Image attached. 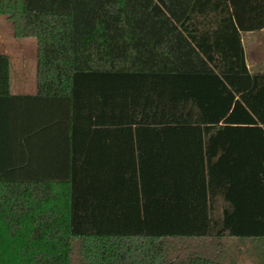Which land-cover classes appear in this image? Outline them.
<instances>
[{"label":"trees","instance_id":"1","mask_svg":"<svg viewBox=\"0 0 264 264\" xmlns=\"http://www.w3.org/2000/svg\"><path fill=\"white\" fill-rule=\"evenodd\" d=\"M0 14L34 39L33 93L8 91L0 53V264H219L169 256L168 238L264 235V73L247 69L239 35L264 25V0H0ZM209 28L202 47L195 34ZM179 75L213 92L188 89L184 118L136 116L144 100L125 83ZM210 107L215 117L198 111ZM114 127L128 178L151 166L152 195L106 214L99 199L76 200L72 178ZM86 137L84 157L72 143ZM174 142L184 195L161 191L162 146ZM137 200L140 212L125 210Z\"/></svg>","mask_w":264,"mask_h":264},{"label":"crops","instance_id":"2","mask_svg":"<svg viewBox=\"0 0 264 264\" xmlns=\"http://www.w3.org/2000/svg\"><path fill=\"white\" fill-rule=\"evenodd\" d=\"M0 17H4V19L8 21L3 14H0ZM204 26L212 28V24H205ZM239 35L247 69L249 71L264 73V25L256 29L239 30ZM213 36L216 35H214V32L211 31L210 28L207 30H197L195 34L197 41L202 47H207L209 42L212 45ZM27 41L31 44V54H33L32 57H34V46H32V41ZM20 47L21 46L18 47V52L23 53L24 49ZM7 50L9 49L5 48V45H3L1 41L0 53L6 54L9 70L10 59L7 55L9 52ZM17 63L20 64L21 69L24 68L25 62L21 54L20 57L17 58ZM17 80L19 84H25V78L18 77ZM206 83L203 81H201L200 84L197 83V81L191 83L190 79L179 75L178 78L160 79L158 82L151 81L147 78H140L131 80L129 83L125 84H128L129 94L136 100L137 105H139L140 101L144 100L143 108L136 112V116L144 115L143 118H150L152 117L150 111L156 109L160 114V118L172 121V119L184 118L187 115V90L191 89L194 84L201 87L203 93L198 92L201 98H208L211 95L213 92L212 87L209 90H203L204 85L209 86V84ZM8 85H11V80ZM10 93L25 94L16 92ZM153 106L155 107L153 108ZM198 111L201 115L209 118L215 117L217 114V111L213 110L211 107ZM144 123L147 124L146 121ZM111 130L114 133V137L110 136V138H105L103 139V143L99 142L100 144L98 146H94L93 148L96 149L91 150L93 151L91 152L92 155L88 158H84L85 154L89 153L88 151L90 150L88 148L93 144L89 142L88 137L81 140V142L72 143L75 149L79 148L82 151V155H84L83 158L86 160V164L84 163L82 168L76 171L72 178L75 198L77 201L85 202L87 200L99 199L101 212H105L106 214L122 212L123 204L128 203L130 194H133L135 197H139L143 193L146 197H151L152 195L150 186L151 178L149 176L152 172L151 166H148L147 162H144V166L142 163V169H140L139 175L135 173V175H132L131 179H129V172L125 173L128 167L123 164L124 160L128 159V156H131L130 152H123L127 151L128 144L125 143L123 146V143L116 136L115 132L118 130L116 127ZM44 142L45 140L43 139L42 133L38 132L34 137V143L36 146L40 147ZM149 148L150 146L148 143L142 146V150L144 151H148ZM181 148H184V144L177 142L168 146H162L164 153L161 159H159L161 160L162 173L165 176V184L163 183L164 185L161 189L162 193L177 192L183 195L185 193L186 177L182 175V170L185 165V156ZM147 156H151V152L147 153L146 157ZM125 208V210L131 209L133 212L139 211L140 203L137 200V202H133L131 205H125Z\"/></svg>","mask_w":264,"mask_h":264},{"label":"rangeland","instance_id":"3","mask_svg":"<svg viewBox=\"0 0 264 264\" xmlns=\"http://www.w3.org/2000/svg\"><path fill=\"white\" fill-rule=\"evenodd\" d=\"M251 1V0H248ZM254 1V0H252ZM10 23L4 17H0V42L9 49L7 53L10 59L8 70L9 92L31 93L34 91L33 76V54H31V44L27 40L32 41V37H18L10 34ZM21 46L23 53L18 52ZM20 47V48H21ZM22 55L25 62L24 68H20L17 58ZM25 78V84H19L17 78ZM169 256L182 257L188 252L195 251L197 253L215 258L219 264H264V235L237 237V236H207L195 237H179L168 238ZM73 256L74 250L71 251Z\"/></svg>","mask_w":264,"mask_h":264}]
</instances>
